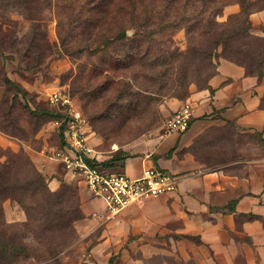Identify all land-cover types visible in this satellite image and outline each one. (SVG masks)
I'll list each match as a JSON object with an SVG mask.
<instances>
[{"label":"rangeland","instance_id":"rangeland-1","mask_svg":"<svg viewBox=\"0 0 264 264\" xmlns=\"http://www.w3.org/2000/svg\"><path fill=\"white\" fill-rule=\"evenodd\" d=\"M78 10L77 0H0V162L16 156L30 159L46 177V190L56 193L68 186L83 214L73 224L75 232L66 240L55 239L50 255L38 260L34 256L46 249L36 239L41 236L38 224L25 226L24 208L3 197L0 264H248V258L256 259L255 253L246 251L255 245L242 228L247 221H260L264 227L262 215L230 219L212 205L203 209L201 205L220 190L237 189L243 195L264 182V128L243 129L225 121L219 112L204 115L202 119L214 124L190 150L202 164V172L187 174L186 180L207 179L205 186L185 187L174 195L134 204L116 216L109 215L102 201H93L79 177L66 181V170L50 158V152L61 144L50 115L55 110L48 102L51 93L61 91L74 100L101 162L126 169L124 162L155 152L167 120L178 110L168 103L186 101L194 91L207 87L206 81L191 84L188 98L156 97L151 83H144L136 68L120 76L107 74L104 68L109 56L97 53L92 44L96 33L102 31L98 42L105 37L104 29L83 31L74 22ZM239 12V4L229 5L218 20L226 22ZM126 27L129 37L140 33V29ZM263 30V25L254 26L250 38L254 55L263 45ZM155 38L181 54L180 59L185 58V29L169 28ZM85 44L89 45L86 49ZM230 48L220 47L216 62L228 58L251 75L248 55H236ZM120 77L122 82H115ZM260 108L264 110V95ZM37 158L55 170L60 181L56 189L51 176L36 166ZM14 161L20 175L11 182L18 181L15 185L25 190L24 161ZM138 171L127 168L125 172L137 176ZM9 178L5 176L4 181ZM46 190L39 188L34 198L41 218L46 206L41 196ZM70 198L68 205L77 206V200ZM51 199L56 208L59 198ZM48 236L56 238L55 234Z\"/></svg>","mask_w":264,"mask_h":264},{"label":"trees","instance_id":"trees-1","mask_svg":"<svg viewBox=\"0 0 264 264\" xmlns=\"http://www.w3.org/2000/svg\"><path fill=\"white\" fill-rule=\"evenodd\" d=\"M77 3L79 10L74 22L80 23L83 31L104 29L105 37L98 42L99 33H102L98 31L92 44H96L97 53L109 56L104 68L106 73H114L115 77L116 74L136 68L143 82L151 83L156 97L183 95L188 98L191 84L199 85L204 81L208 88L209 81L217 74L216 60L220 47L227 51L231 46L232 53L247 54L251 59L248 64L251 76L257 77L259 81L263 79L264 37L257 55L251 51L250 38L254 30L251 16L264 11V0H77ZM232 4H239L240 12L230 15L226 22H219L218 17ZM126 26L140 29V33L129 37ZM169 28H183L186 31L188 51L184 59H180L182 55L175 50L165 48V41L155 38ZM86 47L89 45L85 44ZM251 66L254 67L252 71ZM100 69L102 72L103 68ZM121 77L113 80L120 82ZM50 115L53 117L54 113ZM14 160L24 161L25 190L15 185L18 181L11 182V178L16 179L20 175ZM102 164L110 168L109 164ZM0 166V199L11 198L24 208L28 218L25 226L34 227L38 224L41 236L36 235V239L46 249L34 258L44 260L50 255L53 241L66 240L75 232L73 224L83 218L78 199L68 186L56 193L48 192L46 177L25 156H16L4 164L0 162ZM5 176L10 177L6 182ZM39 188L46 190L41 196L43 203H46L43 218L37 213L38 203L34 199ZM70 195L77 200V206L68 205L72 202ZM51 198H59L56 208L52 206ZM41 221H44L43 224H39ZM49 234H55L56 238H49Z\"/></svg>","mask_w":264,"mask_h":264},{"label":"crops","instance_id":"crops-1","mask_svg":"<svg viewBox=\"0 0 264 264\" xmlns=\"http://www.w3.org/2000/svg\"><path fill=\"white\" fill-rule=\"evenodd\" d=\"M251 21L254 26H264V12L253 14ZM217 67V74L209 81L208 88L194 91L186 101L177 100L168 103L169 107L174 110L179 109L186 102L192 104L194 113L188 131L182 134H163L154 153L141 157L135 162H130L129 160L124 162L126 169L135 170L137 168L139 170L137 176L144 169L151 166L170 171L179 178L178 191L185 187H204L207 179L186 180L187 174L190 175L196 171L202 172V164L196 160L190 150L204 134L206 128L214 124V121L202 119L204 115L219 112L225 121L235 123L243 129L264 128V110L260 108V99L264 95V82L259 81L255 76L249 75L243 66L226 58H220L217 62ZM34 161L43 173L51 176V185L56 189L60 181L55 174V170L47 166L41 158H37ZM110 169L112 171H117L118 169L126 171L122 167H110ZM69 177L73 178L71 174L66 172L64 176L66 181H68ZM80 183L83 184V189L87 191L81 178ZM216 186L215 188H217ZM218 187L221 189L220 185ZM225 191L220 190L213 198L206 199L201 208H207L212 205L222 214L227 213L228 215L225 216L230 219L237 216L249 218L259 215L264 217V182L261 185H257L256 188H251L250 191L243 195H239L237 189H232L227 191V193ZM93 201L97 204L96 199L93 198ZM231 204L232 209L230 208ZM226 207L228 208L222 209ZM242 232L251 237L255 245L254 249L249 247L246 250L248 255L249 252L257 255L256 259L248 258L247 263L264 264V227L262 222L247 221L243 224Z\"/></svg>","mask_w":264,"mask_h":264},{"label":"built area","instance_id":"built-area-1","mask_svg":"<svg viewBox=\"0 0 264 264\" xmlns=\"http://www.w3.org/2000/svg\"><path fill=\"white\" fill-rule=\"evenodd\" d=\"M54 108L53 125L59 130L62 144L53 149L50 158L58 161L68 174L80 177L89 194L105 205L110 216H116L130 206L175 194L179 189L176 174L151 166L132 177L123 170L112 171L103 166L74 100L66 93L55 91L48 98ZM194 108L184 103L166 122L164 134L188 131Z\"/></svg>","mask_w":264,"mask_h":264}]
</instances>
